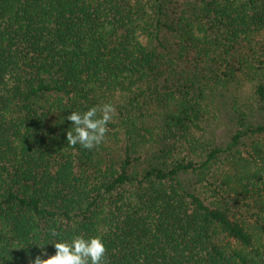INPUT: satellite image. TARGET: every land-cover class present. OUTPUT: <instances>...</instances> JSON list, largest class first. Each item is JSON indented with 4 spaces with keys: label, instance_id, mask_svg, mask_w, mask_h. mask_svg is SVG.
Instances as JSON below:
<instances>
[{
    "label": "trees",
    "instance_id": "1",
    "mask_svg": "<svg viewBox=\"0 0 264 264\" xmlns=\"http://www.w3.org/2000/svg\"><path fill=\"white\" fill-rule=\"evenodd\" d=\"M104 103L106 141L69 146ZM75 235L107 264H264V0H0V264Z\"/></svg>",
    "mask_w": 264,
    "mask_h": 264
},
{
    "label": "clouds",
    "instance_id": "2",
    "mask_svg": "<svg viewBox=\"0 0 264 264\" xmlns=\"http://www.w3.org/2000/svg\"><path fill=\"white\" fill-rule=\"evenodd\" d=\"M115 113L116 109L111 103L91 106L84 112L72 111L66 117L72 129L71 132H67L68 145H79L89 151L99 148L107 139V125ZM49 231L52 237L58 236L55 229ZM45 245L48 244L44 243L40 248L43 249ZM51 245L55 248V254L46 260H41L37 256L32 264H107L105 255L107 250L99 236L85 239L83 236L75 235L70 240Z\"/></svg>",
    "mask_w": 264,
    "mask_h": 264
},
{
    "label": "rangeland",
    "instance_id": "3",
    "mask_svg": "<svg viewBox=\"0 0 264 264\" xmlns=\"http://www.w3.org/2000/svg\"><path fill=\"white\" fill-rule=\"evenodd\" d=\"M246 95L244 97L250 96V87H247L245 89ZM252 108L254 109L255 117L252 118L253 123H260L262 121V114L259 112L256 105H253ZM222 113H224L222 111ZM222 115V114H221ZM212 120V116L210 117ZM232 128V131L234 130L232 122H229V117H226V120L223 119L222 116L218 117V119L213 120V125L210 126L209 133L216 132L217 137L220 138V141H225L226 134H230L232 131L230 130ZM234 133V131H233Z\"/></svg>",
    "mask_w": 264,
    "mask_h": 264
}]
</instances>
